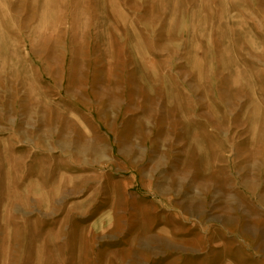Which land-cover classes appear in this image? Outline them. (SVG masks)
Here are the masks:
<instances>
[{"label": "rangeland", "instance_id": "obj_1", "mask_svg": "<svg viewBox=\"0 0 264 264\" xmlns=\"http://www.w3.org/2000/svg\"><path fill=\"white\" fill-rule=\"evenodd\" d=\"M220 240L264 264V0H0V264Z\"/></svg>", "mask_w": 264, "mask_h": 264}, {"label": "crops", "instance_id": "obj_2", "mask_svg": "<svg viewBox=\"0 0 264 264\" xmlns=\"http://www.w3.org/2000/svg\"><path fill=\"white\" fill-rule=\"evenodd\" d=\"M230 244L231 243H226V241L222 240L217 242H207L203 244L204 246L201 248L199 247L198 249L205 264H230V258L233 256V254L236 253L237 255H241L239 251L242 249L237 248V252H234V246H231ZM180 247L184 251L183 255H186L187 250H197V248L193 247L192 245H182Z\"/></svg>", "mask_w": 264, "mask_h": 264}]
</instances>
